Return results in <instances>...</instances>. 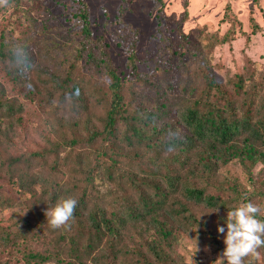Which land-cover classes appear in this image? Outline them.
<instances>
[{
	"label": "trees",
	"instance_id": "16d2710c",
	"mask_svg": "<svg viewBox=\"0 0 264 264\" xmlns=\"http://www.w3.org/2000/svg\"><path fill=\"white\" fill-rule=\"evenodd\" d=\"M79 3L82 9L79 13L81 30L78 36L85 46L91 40L89 18L84 1L79 0ZM24 46L12 50L4 44V39L0 43V58L10 56L15 59L10 75L18 85H25L26 70L31 68L32 63L35 64ZM118 46L128 56L125 78L117 75L102 53L103 56L98 60L90 57L102 66L103 75L95 80L99 85L88 90L87 94L74 79L68 77L61 80L54 74H49L47 80L39 81L38 85L32 84L25 88V100L44 101L52 108L55 116L50 122L51 135L45 137L44 146L30 148L28 153L19 151L7 165V176L17 185V191H13V194L20 192L30 196L29 201L33 205L30 214L34 215L36 226L26 224L24 228H16L11 224L5 229L0 224V242L13 244L17 240L23 241L20 250L25 264H85L82 262L83 257H90L91 264H186L178 247L182 238L191 232L197 243H216L217 249H221L217 226L209 229L207 223L194 214V205L200 204L202 208L211 210L218 207L217 197L212 194L216 185L213 180L219 178L223 170L233 164L242 166L247 176L246 187H250L239 191L234 189V204L226 212L241 202L253 203L255 197L264 199V104L258 105L256 98L246 92L245 80L238 67L235 66L233 78L228 85H231L232 94L239 98L247 97L248 103H241L238 107L228 100L223 105L209 100L210 90L221 97L228 96L225 91L227 84L212 76L208 65H204L206 70L203 71L201 60L196 57L192 61V69L198 74L196 79H204L205 88L201 95L197 94L194 76H188L181 91L193 105L182 108L183 103L175 102L180 104L181 109L172 102L178 97L172 94H176L179 85V65L167 64V61L164 64L158 60L157 48H153L151 57L139 63L133 54L135 43L119 42ZM106 80L109 81L108 85L105 84ZM141 82L147 83L152 94H143L146 86L138 87ZM168 94L172 95L171 101L165 100ZM106 102L105 110L103 104ZM133 105L136 107V115L132 116V111L129 113L128 109ZM90 108L101 111L94 114ZM4 111L6 116H14L22 111V106H16L15 100H12ZM117 115L121 124L117 121ZM179 115V121L172 120ZM71 119L74 121L70 122ZM17 123L21 125L20 120ZM187 130L188 133H185ZM132 138L139 141L142 147L150 144L153 146L157 140L154 164L158 168L164 166L171 169L170 173L179 169L185 179L182 180L180 173L167 176L168 191L160 189V192L154 194L141 193L137 208L133 206L132 200L127 204L124 200L120 208L125 209L124 217L130 222L129 232L125 231L126 228L123 230L122 215L110 214L103 207L97 206L93 212L85 214L87 189L77 186L76 180L83 186L91 185L93 179L102 174L113 181L118 167L127 161L134 165L136 158L142 156L135 149L133 156H126L119 148L121 142L127 144ZM190 150L196 151L195 154L187 155ZM163 154H175L171 164L163 161ZM62 158L69 162H66L68 168H64ZM258 166L259 169L255 170ZM70 175L73 176L72 181ZM159 177L160 180L155 183L157 189L162 182L160 173ZM218 181L219 185H226L225 180ZM38 185H41L39 194L35 189ZM209 185L212 192H207ZM77 189H80V194L73 196ZM64 190H68L70 197L78 201L74 218L70 221V227L49 240L48 252L40 253L35 245L31 247L35 244L32 239L39 237L34 233H43L45 228L46 232L52 234L50 232L54 230L44 222V212L55 205ZM168 194L174 197L168 200ZM14 202L15 197H3L0 207H12ZM257 205L260 206L259 200ZM112 207L119 208L115 202ZM37 211L42 216L38 217ZM138 220L144 227L133 225ZM225 220L226 216L221 219L224 227ZM73 223L82 226L88 224L91 231L86 234L83 232L85 227L77 231V237L82 236L81 240L84 238L86 241L82 248L79 245L81 241L74 238L76 234L72 236L75 232L71 226ZM124 234L128 235L124 237ZM112 243H115L114 250ZM107 256H110V261L106 259Z\"/></svg>",
	"mask_w": 264,
	"mask_h": 264
},
{
	"label": "rangeland",
	"instance_id": "374dc122",
	"mask_svg": "<svg viewBox=\"0 0 264 264\" xmlns=\"http://www.w3.org/2000/svg\"><path fill=\"white\" fill-rule=\"evenodd\" d=\"M83 1L88 12V27L92 40H88L89 43L85 46L81 42V37L78 36L81 30L79 13L82 9L79 0H9L8 7H0V43L1 39H4V44L12 50L14 47L16 50L19 46L25 45L28 56H31L35 62L30 65V69L26 70L25 85H18L10 75L15 59L10 56L0 58V103L2 104V109H0V204L3 197H15L12 207H0V224L5 229L11 224L16 228H24L26 224L36 226L34 215L30 214L33 208L29 201L30 196L20 192L17 195L13 194V191H17V185L13 183V179L8 178L7 165L19 151L28 153L30 148L44 146L45 137L51 135L50 122L55 117L52 108L44 101H27L23 98L26 86L38 85L39 81H46L49 74L57 75L61 80L68 77L74 79L87 94L88 90L99 85L95 80L103 75L102 66L93 62L90 57L98 60L104 53L110 67L121 78H125L128 72L126 65L128 56L118 44L131 41L135 43L133 54L139 63L146 57H151L153 48H157L158 60L165 62L164 64L167 61V64L179 65L177 69L179 85L176 94H172L178 97L172 102L183 103L182 108L193 105L188 101L187 95L181 91L185 86V81L189 79L188 76H194L193 81L197 83V94L201 95L205 88L204 79L202 77L196 79L198 74L192 69L191 64L196 57L201 60L203 71L206 70L204 65H208L211 75L227 84L225 91L229 97H221L214 90H210L209 100L221 105L228 100L238 107L241 103H248L247 97L239 98L232 94L231 85H228L233 78L236 66L245 80L246 92L256 98L258 105L264 104V0ZM258 27L260 29L257 30ZM182 38L185 39L182 40ZM140 69L145 71V69ZM105 84L108 85L109 81L106 80ZM144 86L146 87L143 89V94H152V89L147 83L141 82L138 87ZM38 88L40 90V87ZM172 95L168 94L165 100L171 101ZM12 100H15L16 106H22V111L14 116H6L4 108ZM106 104L107 102L103 104L104 109ZM179 106L180 104L175 105V107ZM89 110L94 114L101 111L98 108ZM135 110V105L128 109L129 113L132 111V116L136 115ZM116 118L121 124L119 115ZM179 119L180 115L172 120L179 121ZM17 120L21 121V125L17 123ZM73 121L74 119L70 120V122ZM185 133H188V130ZM153 143V146L150 144V146L142 147L139 141L133 138L127 144L121 142L119 148L126 156H133V149L141 152L142 156L136 158L134 165H130L127 161L118 167L113 181H109L102 174L95 180L93 179L91 185L83 186L79 180H76L77 186L80 185L81 188L87 189L85 214L93 212L97 206L103 207L110 214L122 215L123 230L126 228L125 231L130 232V222L124 217L125 209L120 208L123 206V201L125 200L127 204L132 200L133 206L137 208L141 193L154 194L160 192V189L168 191L167 176L180 173L179 169H176L172 174L171 169L164 166L158 168L154 164L153 154L156 153L154 147L157 140ZM195 152L190 150L187 155L195 154ZM174 155L163 154V161L171 164ZM69 160L71 162L72 158ZM66 162L69 164L63 159L64 168H68ZM257 169L259 166L255 168ZM244 171L242 166L233 164L223 170L224 173L220 174L219 178L213 180L216 182L213 192L210 185L207 187V192H212L217 197L218 207L211 210L202 208L200 204L194 205V211H196L194 214L199 215V218H202L205 224L207 223L209 229L222 226L221 219L227 216L225 210L234 204L232 201L235 197L234 189L239 191L242 188H250L246 187L248 182ZM159 173L162 176V182L161 187L157 189L155 183L160 180ZM180 176L182 180L185 179L184 174L180 173ZM220 179L225 180V186L217 183ZM70 180H73L71 175ZM39 187L41 185L35 187L38 194L41 192ZM79 194L80 189H77L73 196ZM166 196L168 200L174 197L169 194ZM62 197H70L68 190L63 191ZM258 200L264 210V199L255 197L252 201L257 204ZM114 202L119 208L112 207ZM217 208L218 211L215 212ZM37 216H42V213L37 211ZM258 218L264 219V215ZM44 222L46 224V221ZM140 223L138 220L133 225L138 228L144 227ZM71 226L75 230L72 236L76 234L74 238L81 241L79 245L82 248L86 241L84 238L81 240L82 236L77 237V231L85 227L83 232L87 234V231H90L88 224L82 226L73 223ZM44 230L47 231L45 228ZM46 231L34 233L39 237L32 239L35 244L30 243L32 248L35 245L37 251L43 254L48 252L49 240H53L64 229L54 230L50 232L52 234ZM192 233L185 235L178 247L184 262L186 264H214L218 254L225 247L224 234L218 233L217 235L221 248L219 250L216 243L206 242L204 244L205 241L197 243ZM127 235L124 234V237ZM23 244V241L18 240L13 244L0 242V264H25L20 250ZM113 244L115 243H112L111 247L114 250ZM196 246L198 251H196ZM259 251L260 257L258 259L249 257L246 264H264V248ZM89 258L83 257L82 262L91 264ZM106 259L111 260L110 256Z\"/></svg>",
	"mask_w": 264,
	"mask_h": 264
},
{
	"label": "clouds",
	"instance_id": "9594fccd",
	"mask_svg": "<svg viewBox=\"0 0 264 264\" xmlns=\"http://www.w3.org/2000/svg\"><path fill=\"white\" fill-rule=\"evenodd\" d=\"M8 6L9 0H0V7ZM77 204L78 201L73 197H61L44 212L47 226L52 230L70 227ZM261 215H264V210L251 201L241 202L227 211L224 222L226 229L224 226L217 227V232L224 234L225 247L214 264H246L247 258L260 257L259 250L264 248V219L258 218Z\"/></svg>",
	"mask_w": 264,
	"mask_h": 264
}]
</instances>
